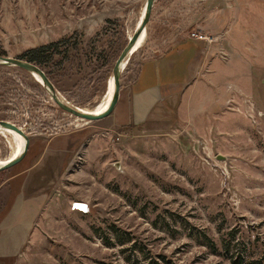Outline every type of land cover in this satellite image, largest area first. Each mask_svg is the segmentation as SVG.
I'll use <instances>...</instances> for the list:
<instances>
[{"label": "rangeland", "instance_id": "obj_1", "mask_svg": "<svg viewBox=\"0 0 264 264\" xmlns=\"http://www.w3.org/2000/svg\"><path fill=\"white\" fill-rule=\"evenodd\" d=\"M146 3L0 0V54L94 110ZM193 33L210 40L195 80L138 127L116 128L118 111L77 119L33 75L0 67V121L30 140L0 173V264H264V0H156L120 97L145 60ZM17 144L0 131V163Z\"/></svg>", "mask_w": 264, "mask_h": 264}, {"label": "crops", "instance_id": "obj_2", "mask_svg": "<svg viewBox=\"0 0 264 264\" xmlns=\"http://www.w3.org/2000/svg\"><path fill=\"white\" fill-rule=\"evenodd\" d=\"M200 43L183 39L160 56L145 60L138 67L127 93L119 99L114 126L119 129L138 127L155 119L157 112L169 113L168 107H176L181 92L184 94L195 80L204 62ZM3 254L0 256L4 257Z\"/></svg>", "mask_w": 264, "mask_h": 264}, {"label": "water", "instance_id": "obj_3", "mask_svg": "<svg viewBox=\"0 0 264 264\" xmlns=\"http://www.w3.org/2000/svg\"><path fill=\"white\" fill-rule=\"evenodd\" d=\"M155 1L156 0H147V3H146L147 12H146L144 20H143L142 24L139 26V28L137 29V31L134 33L133 37L128 42L127 46L124 48L123 52L121 53L118 61L116 62L115 66H114L113 78H114L115 87H116L115 97H114L113 103L111 104V107L103 115L87 116V115L83 114L82 110L72 108L68 104H65V102L62 101L61 98L59 97V95L57 94V91L55 90L54 86L51 84V82L49 81L47 76L39 68H37L34 65H31L29 63L22 62L19 60L0 57V67L17 68V69L23 70V71H25L31 75H37L41 79V81L43 82V87L47 91V93L49 94V96L51 97L53 102L58 106L59 109L66 112L67 114H70L71 116H73L77 119L89 121V122H96V121L104 120V119L108 118L115 111V109L118 105V102L120 99L121 75H122V72L124 71L123 66H124V64L127 65L129 57L131 55H133L134 51L136 50L137 41H138L141 33H143V31L147 32V27L149 25V22H150V19L152 16V11H153ZM0 130L14 132V133L18 134L19 136H21L22 138H24L27 142V146H26V149H25V152L23 153V155L18 157L14 161L10 162L6 166L1 167L0 168V173H1V172L7 171V170L17 166L18 164H20L24 160V158L26 157V154L28 152V149H29L30 140L28 139L26 134L21 129H19L18 127L14 126L10 123L0 121ZM75 209H78V210L83 211V212L87 211V207H85L83 205H75Z\"/></svg>", "mask_w": 264, "mask_h": 264}, {"label": "bare ground", "instance_id": "obj_4", "mask_svg": "<svg viewBox=\"0 0 264 264\" xmlns=\"http://www.w3.org/2000/svg\"><path fill=\"white\" fill-rule=\"evenodd\" d=\"M146 12H147V7L145 6V8L143 10L142 17H141L140 25L142 24V22L145 18ZM146 34H147V32H145V31H143V33H141V35L137 41L136 50L139 49L145 43L146 38H147ZM125 67H126V64H124L123 69H125ZM33 76L38 82H40V84H43V82L41 81V79L37 75H33ZM115 92H116L115 82H114V78H112L109 95H108L107 99L104 101V103L94 110H82L83 114H85L87 116H100V115L105 114L109 110V108L111 107V104L113 103V100L115 97ZM0 131H3V130H0ZM5 132L10 134L16 140V142L18 144H17V148H16L13 156L11 158H9L8 160H6L5 162L0 163V168L6 166L10 162H12L15 159H17L18 157L22 156L23 153L25 152V149L27 146L26 140L24 138H22L21 136H19L18 134L14 133V132H10V131H5Z\"/></svg>", "mask_w": 264, "mask_h": 264}, {"label": "trees", "instance_id": "obj_5", "mask_svg": "<svg viewBox=\"0 0 264 264\" xmlns=\"http://www.w3.org/2000/svg\"><path fill=\"white\" fill-rule=\"evenodd\" d=\"M59 47H60V44L59 43L52 44V45H49V46L42 47L40 49L31 51L28 54L24 55V57L25 58L27 57L28 59H30L31 57H33V60H35L36 59V55L38 56L39 54H43V53L48 52V51L57 50ZM0 57H2V54H0ZM38 58H39V56H38Z\"/></svg>", "mask_w": 264, "mask_h": 264}, {"label": "built area", "instance_id": "obj_6", "mask_svg": "<svg viewBox=\"0 0 264 264\" xmlns=\"http://www.w3.org/2000/svg\"><path fill=\"white\" fill-rule=\"evenodd\" d=\"M190 39L191 40H194V41H197V42H202V43H206V44H209L210 43V40L208 37L204 36V35H201V34H198V33H193L190 35ZM87 211H88V208H87ZM86 211V212H87Z\"/></svg>", "mask_w": 264, "mask_h": 264}]
</instances>
